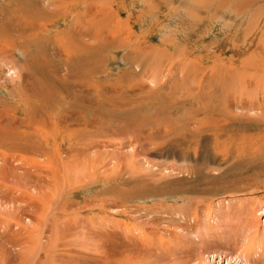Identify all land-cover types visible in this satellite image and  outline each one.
Returning a JSON list of instances; mask_svg holds the SVG:
<instances>
[{
    "label": "rangeland",
    "instance_id": "obj_1",
    "mask_svg": "<svg viewBox=\"0 0 264 264\" xmlns=\"http://www.w3.org/2000/svg\"><path fill=\"white\" fill-rule=\"evenodd\" d=\"M47 1L45 0V2ZM74 2L75 0L73 2L71 0L66 1V5H62L64 13L59 14L58 17H56L57 15H48L49 17L46 15L47 18L43 15L36 17L34 19L37 23L35 27L33 29L30 26L28 29L26 27L19 34L14 26L18 25L19 21L24 24V21H22L23 18L25 20L34 15L30 9L37 10L39 8L37 1L34 0L28 5V14L25 13L23 18L20 14V17L18 16L17 18L16 16L15 18L12 15V9L15 8V4L11 0H0V34L5 28L10 29L11 22L15 20V25L12 26L11 33L6 36L4 34L0 35V38L4 41L12 43L9 44L10 47L15 45L12 49L9 47L11 52L8 50L4 53V51L1 53H4V55L0 57V99H2L0 100V116L3 117L2 124L4 128L7 132L9 131V141L21 147H0V202L2 201L0 203V212H2V215L0 214V216H3L5 213L10 216L5 217V220L2 217L0 218V234H4L5 230L7 233L10 232V234H13L12 230H14L19 231L20 239L22 238L18 244H15L16 242H8L6 244L9 251L6 256L0 255L6 259L4 260L0 257V264H112L114 258L117 260L119 257V254H115V252L121 253L129 249V247L125 246V243L122 245L123 242H121L122 244L120 243L119 245V240L108 237L110 235L109 233L113 234V232H118L117 234L123 239L126 237L122 236L125 233L127 236L134 235L135 237L133 236L132 238H134L136 245L143 249L147 248L145 250H150L154 253L153 255L157 256L159 261H162L160 264H171L170 262L162 260L163 258L165 259V255L160 256L163 251H166L164 247L160 246L166 242L161 236L165 238H174L176 236L178 239L176 233L186 235V232L188 233L187 237H191L189 239H193L196 244L192 245L193 247H189V249L191 247L193 248V250H190L194 253L196 252L195 250H200L202 246L201 241L197 238H200V236H203V238L214 236L210 240L208 238V243L212 248L210 247L205 255L207 257L209 256L208 258L211 259V263L213 264H264V255L261 258L259 256L260 253L256 255L253 252L248 257L242 256L240 253V247L243 244L249 243V237L253 238L255 236V242H260L264 246V146H260L261 142L264 141V85H260L262 83L264 84V0H76L77 3ZM39 3L42 4V1H39ZM78 3L80 5H77ZM64 5L66 7H63ZM85 6H87L89 11ZM76 12L82 13V17H77L76 15L80 16V14H76ZM100 13L104 14L100 15ZM62 14H64L63 17L60 16ZM76 17L81 19L79 21L80 24H85L87 29L83 39L88 41L89 44L93 43L92 49L94 51L96 50L95 53L89 51L85 55L81 50L77 51L80 52L78 54L74 51L73 47H76L78 43L80 45L77 37L73 33L71 34L72 29L79 24ZM56 18H59L58 21ZM38 22L47 24L48 27H40L41 24ZM76 22L78 24L75 26ZM42 31L43 33H41ZM88 31L89 33H87ZM95 32L99 35H96ZM37 33L40 35V38L39 36L37 38L35 37ZM69 33L73 36L66 35ZM103 34L117 39L116 42H118L108 45L106 41H103ZM10 36L15 40L19 36L22 38V43L25 41L23 43V51H25L24 55H26V59L19 52V46L14 44L12 40L10 41ZM56 36L60 42L56 41ZM68 37L70 43L67 42L69 40ZM98 39L101 42H97ZM15 40L13 41L16 42ZM94 40L95 43L93 42ZM34 43L36 46L33 45ZM6 44L8 45V43ZM62 45L63 47H61ZM97 45L99 47H96ZM37 48L39 51L36 50ZM49 50L51 51L50 53ZM32 54L37 55H34L37 57L36 61L32 59ZM82 54H84V57L80 60L79 57L83 56ZM250 59L251 62H248ZM155 65H160L159 69L161 72ZM22 68L24 70L21 71ZM76 68H79L80 71L79 69L76 70ZM246 68L248 69L246 70ZM48 71L50 74L45 73L44 75V72ZM69 72L73 73L71 74L72 76ZM19 73L22 76L21 78L19 77L20 85L17 83ZM49 75H56L55 77L57 78L53 76L51 78ZM145 75L149 77V80L145 78L147 77ZM45 78L49 79L48 83L47 81L45 82ZM209 78L211 81H214L211 82ZM251 78L254 82H252ZM219 81H221L220 85L223 86L222 88H219ZM2 84H7L8 86ZM227 86H230L229 89L230 91L232 90L231 92L225 88ZM13 87L14 89H12ZM33 87L37 92H34ZM42 88L44 92L41 91ZM61 88L62 90H60ZM11 89L14 94L10 93ZM221 89L223 90V94L221 93L222 91L220 92ZM19 90H22V92ZM246 90L247 92L244 93ZM216 91L219 93L214 96ZM228 91L232 94H230L231 99L224 101L220 96L225 95V98H228ZM156 92L158 94H155ZM203 92L204 95L202 97L201 94ZM39 93L45 97L43 98ZM50 93L52 94L49 95ZM63 93L65 97L62 95ZM15 94L17 97H15ZM25 94L26 97L30 94H33L32 96L34 97L30 95L31 98H26L23 101ZM152 94L153 96H149ZM53 95L55 97L57 96V98L53 97ZM39 96L42 97V100ZM47 96L49 98L52 96L53 99L51 98L49 100ZM78 96H81V99ZM98 96L101 99L103 98V113L100 112V106L98 104L96 110L92 106L95 104ZM158 97L159 100L163 99L162 102L158 100ZM245 97L248 99H245ZM38 98H40L39 103H37ZM149 99L157 102L152 103ZM3 100L7 104H3ZM43 100L45 101L42 102ZM46 100L51 103L47 104ZM211 102H213V105ZM151 103L153 105L155 104V106L153 107ZM198 103L201 106H199L200 110L197 108ZM159 104L162 107H159ZM214 104L216 107L218 106V111L217 109L210 111L211 105L213 107L215 106ZM3 105L6 106V109L3 108ZM39 105L43 106V108ZM69 105L71 107H68ZM74 106L77 107L75 108ZM164 106H166L165 110ZM178 106H181V108ZM189 106H192L191 108L193 110ZM244 106L246 107L244 108ZM128 108L129 110H126ZM182 108L183 112L190 114V116L181 112ZM188 108H190L191 112ZM205 108L207 110L206 114H201V110L203 112ZM172 109H174L175 113H173L174 111ZM169 110H172L173 115ZM124 111L127 113H124ZM232 111L234 114H232ZM62 112L64 113L62 114ZM77 112L79 115H77ZM138 112H142V114ZM8 113L11 115H8ZM13 113L19 116L16 123H12L11 116ZM211 114L217 115L218 117L215 116L217 117L215 118ZM103 115L106 116L104 117ZM132 115H135L134 118ZM27 116L31 117L32 121L36 124L33 122L22 124V118ZM196 116L198 119H196ZM234 116L238 118L235 119ZM77 118H81V120ZM192 118L196 121L194 119L193 121ZM206 118H209V120L213 119L215 121L214 124H232L231 129H229L230 133L225 132L222 139H226L225 137L228 134L232 135L234 145H236L237 149L234 150L235 152L231 151V149H221L220 152L223 151L222 154L219 153L218 156H215V151H213L215 141L212 137L214 136L213 131L207 130L206 133L208 135L203 137L198 147H196L199 150L197 152L200 157L199 160L196 161L192 158V154H195V147L190 149L191 155L186 158L183 154V149L188 148L187 144L182 141V133L186 129L187 131H190L189 129L193 131L196 129L194 126H198L202 120L207 121ZM213 120L212 122H207L213 124ZM18 122H21V124ZM188 122L190 123L189 125ZM14 124L18 125L15 126ZM41 126L43 128L42 133L40 132ZM59 126L62 127L59 128ZM128 126L131 127L129 128ZM184 127L185 129H183ZM44 129L50 131V134L44 131ZM177 129L181 131L179 132ZM53 130L56 132V136L53 134ZM87 130L88 132L86 133ZM153 130H155L154 132L156 134ZM217 132L220 133V131ZM10 133L12 134L11 136ZM45 133L52 138L51 141L44 140L40 145L34 144L38 136L40 140L42 138L47 139L45 138ZM114 133L116 134L114 135ZM32 134L34 136L36 134L37 137L35 136L34 139ZM137 134L139 135L138 137ZM170 134H174V136ZM235 135H238L237 142H235ZM243 136H248L249 138L244 140ZM254 136L261 137V141L258 142L259 144L255 143L254 145L258 149L259 147L262 148L259 150L258 156L252 155L251 152L248 154L246 152L247 150L242 146L243 143L248 144L252 141L255 138ZM77 137L82 138L80 143L72 140V138ZM167 137H172L170 142H173L174 146H168ZM129 140L134 142V146H125L126 148L122 146L124 145L122 142H128ZM27 143H30L29 146ZM82 144L84 146H82L84 152L76 150ZM103 144L108 147L103 146ZM72 148L74 149L73 151ZM86 149L87 151L85 152ZM134 149H136V152H134ZM241 150H246V153L242 154L240 152ZM75 151L79 153L74 155ZM128 153L129 157L127 156ZM131 153L138 155L131 156ZM226 153L232 156L228 159H222L226 158ZM53 154H56V157ZM99 154L106 155L107 159H105L104 163L98 161L99 159L95 162L96 165L94 166L99 167L97 171L95 167L90 168V173L84 176L80 175L77 178L80 179L82 177L80 180H74V177L70 174L71 177L69 179L72 183L67 178L68 185L71 183V186L69 185L70 187L66 183L64 184L66 185L65 187L61 184L58 186L59 188H55V182H51V170L57 164L58 161L56 160L61 158L66 160L68 155H73L75 159H80V163L85 162L87 165L93 157ZM2 157L4 158L3 163L1 162ZM128 158H132L133 165L130 164L131 160L129 161ZM120 160H122L123 165H120ZM127 160L129 163H127ZM28 161L29 164H27ZM109 162L111 163L107 164ZM126 163L130 164L128 168L125 167L127 165ZM182 167L186 169L191 168V172L183 174V172H180V168ZM115 168L116 172L114 171ZM197 168H199V171L196 170ZM111 172L113 174L109 175ZM58 178L59 176H57V180ZM33 187L39 188V191L42 193L39 191L40 194L37 193V190L34 191L32 189ZM32 193L44 197L39 208L30 206L32 202L31 198H33ZM221 208L227 209L230 213L233 211V214L229 213L223 216L218 211ZM197 212L202 215V221L200 215L198 216L200 220L196 217L192 220ZM41 213L42 216L40 215ZM185 215H190V217H186ZM15 216L16 218L18 217L16 221ZM38 216L42 217L41 220L37 219ZM208 216L212 218L208 219ZM186 221H188V224H192V226L194 224L201 225V229H203L205 224L207 227L213 226L215 231L213 228L211 229L213 232L210 230L211 234H209L211 236L205 232L203 235L201 232L204 230H198V228L193 229L189 233L188 230H185V227L188 225ZM6 224L9 226H6ZM256 224L258 225V231H256ZM133 228L135 232L132 230ZM113 229H116V231ZM124 230L125 232L121 233ZM128 230L132 231L129 233ZM190 230H192L191 227ZM64 231L65 234H63ZM141 231L144 233H140L139 236L137 233ZM149 233L158 239L159 247L157 245V247L154 246L156 250L153 246H148V242L145 243L147 238H144V235H148ZM56 234L65 237V239L62 237L63 239L59 238L55 242L53 236ZM50 236L52 249L47 248L49 246L43 247L41 245L46 244L47 238ZM98 238L100 239L98 240ZM33 239L35 243H33ZM236 243H239L241 246L236 245ZM105 246H107V250L104 249L106 248ZM168 246L170 245L168 244ZM118 248L120 249L118 250ZM257 250L255 249L254 251L257 252ZM68 252L72 254V260H69L70 262H68ZM110 252H114V254L110 255ZM158 252L161 253L159 254ZM166 253L168 254V252ZM162 254H165V252ZM105 256L106 259H109L106 260ZM236 256H238L237 258L239 256L242 258L239 260ZM197 257L198 252L194 254V257L191 255L190 258L193 261L190 264H197L195 259Z\"/></svg>",
    "mask_w": 264,
    "mask_h": 264
},
{
    "label": "bare ground",
    "instance_id": "obj_2",
    "mask_svg": "<svg viewBox=\"0 0 264 264\" xmlns=\"http://www.w3.org/2000/svg\"><path fill=\"white\" fill-rule=\"evenodd\" d=\"M14 4H15V8L14 9H12L13 10V13H12V15H14L15 16V18H16V16H17V18H18V16H19V14L21 15V17L23 18L24 17V14L26 13V14H28L27 13V10H28V5L32 2V1H34V0H11ZM35 1H37V5H38V7L39 8H37V10H35V9H30L31 10V12H32V14H34L33 16H31V17H29V18H26L25 20H24V18L22 19V21H24V24H23V22H21V21H19L18 22V25H16V26H14L15 27V30L20 34V33H22L23 32V30L27 27V29H28V27L30 26V28H34L35 27V25L37 24L36 23V21L34 20L36 17H38V16H41V15H43L44 17H46V15H47V17H49V16H51V15H57L56 17H58L59 16V14H61V13H64V11H63V9H62V5L63 4H65V2L66 1H68V0H48L47 2H45V0H35ZM39 1H42V4L41 3H39ZM72 2H73V0H71ZM75 2H76V0H75ZM74 2V3H75ZM77 3V2H76ZM72 4V3H71ZM66 5V4H65ZM63 6V7H66V6ZM77 5H80L79 3L77 4ZM84 5V4H83ZM72 6V5H71ZM76 6V5H75ZM74 7V6H73ZM84 7V6H83ZM86 7V9H87V6H85ZM3 8V7H2ZM10 8H11V6H10ZM81 8H82V6H81ZM66 9V8H65ZM64 9V10H65ZM77 9V8H76ZM84 9V8H83ZM3 10V9H2ZM10 10V9H9ZM82 10V9H81ZM88 10V9H87ZM11 11V10H10ZM78 11V10H77ZM89 11V10H88ZM101 11H102V9H101ZM79 12V11H78ZM78 12H76V14L78 13ZM30 13V12H29ZM67 13H68V11H67ZM70 13V12H69ZM89 13V12H88ZM31 14V13H30ZM78 14H80V13H78ZM82 14V13H81ZM81 14H80V16L79 15H76L77 17H82L81 16ZM102 14H104V13H102ZM101 13H100V15H102ZM0 15H1V13H0ZM49 15V16H48ZM63 15L64 14H62V15H60V16H62L63 17ZM70 15H73V14H70ZM99 15V14H98ZM98 15H96V16H98ZM9 16V15H8ZM42 16V17H43ZM66 16V15H65ZM2 17V16H1ZM4 17H5V15H4ZM20 17V16H19ZM26 17V16H25ZM46 17V18H47ZM76 17V19L78 20V23L80 24V20L81 19H78ZM94 17V16H93ZM9 18V17H8ZM59 18H61V17H59ZM58 18V19H59ZM83 18H85V17H83ZM82 18V19H83ZM95 18V17H94ZM100 18V17H99ZM20 19V18H19ZM53 19H54V17H53ZM57 19V18H56ZM58 19H57V21H58ZM70 19H71V16H70ZM108 19V18H107ZM112 19V18H111ZM1 20V19H0ZM8 20V19H7ZM21 20V19H20ZM72 20H73V18H72ZM86 20H87V18H86ZM85 20V21H86ZM90 20H91V17H90ZM114 20V19H113ZM55 21V20H54ZM76 21V20H75ZM83 21V20H82ZM102 21H105V20H102ZM108 21V20H107ZM48 22V21H47ZM50 22V21H49ZM39 23V22H38ZM75 23V22H74ZM77 22H76V24H75V26L78 24ZM90 23V22H89ZM93 23V22H92ZM114 23V22H113ZM39 24H41V26L40 27H44V26H47L48 27V25L47 24H43V23H39ZM69 24V23H68ZM77 25L74 29H72V27H70L71 29H72V31H71V34L73 33L74 35H75V37H77V39H78V41L80 42V45H79V43H78V45L76 46V47H73L74 48V51H79V50H81V52H83L84 54L86 53V52H89V51H91V53L92 52H94L95 53V51L92 49L93 48V43H90L89 44V42L88 41H85L83 38H84V36H85V34H86V27H85V24L83 23V24H80V25ZM101 24V23H100ZM103 24V23H102ZM105 24V23H104ZM13 25H15V20L13 21V22H11V28L10 29H7V28H5L4 29V31L0 34V35H3L4 34V36H6L7 34H9V33H11V30L13 29ZM27 25V26H26ZM90 25V24H89ZM89 25H87V26H89ZM52 26H53V24H52ZM101 26H103V25H101ZM105 26V25H104ZM92 27V26H91ZM97 27V26H96ZM111 27V26H110ZM119 27V26H118ZM68 28V27H67ZM69 28V29H70ZM113 28V27H112ZM112 28H110V29H112ZM114 28H115V26H114ZM66 29V28H65ZM107 31H108V29L107 28H105ZM116 30V29H115ZM67 32H68V30H66ZM93 31V30H92ZM114 31V30H113ZM34 32V31H33ZM64 32V31H63ZM67 32H65V33H67ZM91 32V31H90ZM41 33H43V31L41 32ZM87 33H89V31L87 32ZM96 33V32H95ZM101 33V32H100ZM106 33V32H105ZM91 34H92V32H91ZM64 35V34H63ZM66 35H70V33L69 34H66ZM89 35V34H88ZM96 35H99V34H97L96 33ZM39 36V38H40V35L37 33L36 34V38ZM70 36H73V35H70ZM103 37L102 38H104L103 39V41L105 42L106 41V43L108 44V45H110V44H114L115 42H116V40L117 39H115V38H113V37H108V36H105L104 34L102 35ZM8 37V36H7ZM74 37V38H75ZM93 37V36H92ZM101 37V36H100ZM100 37H98V38H100ZM9 38H11L10 39V41L12 40V42L14 43V44H16V45H18L19 46V52H21V54H22V56L23 57H25L26 55H24L25 54V51H23L24 50V46H23V43L25 42H23L22 43V41H21V39L22 38H20L19 36H18V38H16V40L14 39V38H12L11 36L9 37ZM20 38V39H19ZM28 38V37H27ZM97 38V37H96ZM19 39V40H18ZM56 39H57V36H56ZM68 39H69V37H68ZM76 39V38H75ZM7 40V39H6ZM13 40H15L16 42H14ZM30 40V39H29ZM49 40V39H48ZM72 40V39H71ZM74 40V39H73ZM88 40H89V36H88ZM34 41V40H33ZM36 41H38V40H36ZM57 42H60V41H58V39L56 40ZM98 41H100V39H98L97 40V42ZM127 41V40H126ZM35 42V41H34ZM68 43H70V39L67 41ZM88 42V43H87ZM92 42V41H91ZM94 43H95V40L93 41ZM101 42V41H100ZM104 42H102V43H104ZM118 42V41H117ZM116 42V43H117ZM6 43H8V45L6 44ZM33 43V42H32ZM56 43V42H55ZM9 44H12V43H9V42H6V41H4L2 38H0V57L2 56V55H4V53H6L8 50H9ZM60 44V43H59ZM105 44V43H104ZM33 45H35L36 46V44L34 43ZM48 45V44H47ZM72 45V44H71ZM125 45V44H124ZM244 45V44H243ZM18 46H16V47H18ZM38 46V45H37ZM45 46H46V44H45ZM68 46V45H67ZM70 46V45H69ZM245 46V45H244ZM13 47H15V45L13 46ZM12 46L10 47L11 49L13 48ZM61 47H63V45L61 46ZM96 47H99L98 45L96 46ZM44 48H46V47H44ZM57 48L60 50V48L57 46ZM102 48V47H101ZM108 48V47H107ZM110 48V47H109ZM10 49V50H11ZM48 49V48H47ZM64 49V48H63ZM62 49V50H63ZM243 49V48H242ZM9 50V51H10ZM36 50H38V48L36 49ZM42 50V49H41ZM52 50V49H51ZM70 50V49H69ZM166 50V49H165ZM215 50V49H214ZM213 50V51H214ZM244 50V49H243ZM5 51V52H4ZM30 51V50H29ZM35 51V50H34ZM39 51V50H38ZM37 51V52H38ZM65 51V50H64ZM148 51V50H147ZM2 52H4L3 54H1ZM11 52V51H10ZM51 51L49 50V53H50ZM55 52V51H54ZM63 52V51H62ZM104 52V51H103ZM27 53V52H26ZM32 53V52H31ZM30 53V54H31ZM35 53H36V51H35ZM78 53H80V52H77V54ZM8 54V53H7ZM11 55H13L12 53H10ZM29 54V55H30ZM56 54H58L57 52H56ZM63 54V53H62ZM67 54H68V52H67ZM84 54H82L83 56H80L79 57V59L81 60V58H83L84 57ZM188 54V53H187ZM215 54V53H214ZM11 55H9V56H11ZM33 55V56H32ZM31 55V57H33L32 59L33 60H37V57H35V56H37V55H35V54H32ZM35 55V56H34ZM39 55V54H38ZM70 55V54H69ZM72 55V54H71ZM86 55V54H85ZM212 55V54H211ZM8 56V55H7ZM47 56V55H46ZM74 56V55H73ZM159 56V55H158ZM187 56V55H186ZM210 56V55H209ZM213 56V55H212ZM30 57V56H29ZM30 57V58H31ZM44 57H45V55H44ZM48 57V56H47ZM52 57V56H51ZM56 57V56H55ZM8 58V57H7ZM100 58V57H99ZM207 58H209V57H207ZM219 58V57H218ZM221 58V57H220ZM251 58V57H250ZM25 59H26V57H25ZM47 59V58H46ZM54 59V58H53ZM66 59H68V58H66ZM98 59V58H97ZM149 59V58H148ZM247 59V58H246ZM249 59V58H248ZM58 60V59H57ZM60 60V59H59ZM69 60V59H68ZM75 60V59H74ZM50 61H51V58H50ZM218 61V60H217ZM38 62H40V61H38ZM60 62H61V60H60ZM69 63H70V61H68ZM248 62H251V59H250V61L248 60ZM257 62H258V60H257ZM51 63H53V62H51ZM73 63L74 64H76L75 63V61H73ZM217 63V62H216ZM31 64V63H30ZM32 64H33V62H32ZM37 64H40V63H37ZM44 64H46V63H44ZM49 64H50V62H49ZM58 64V63H57ZM35 65V64H34ZM78 65V64H77ZM76 65V66H77ZM161 65V64H160ZM159 65V66H160ZM182 65H184V64H182ZM204 65V64H203ZM39 66V65H38ZM68 66V65H67ZM79 66V65H78ZM156 66V65H155ZM159 66H156V68L157 69H159L160 67ZM220 66V65H219ZM25 67V66H24ZM43 67V66H42ZM41 67V68H42ZM182 67H184V66H182ZM28 68H29V65H28ZM28 68H26L25 67V69H27L28 70ZM34 68V67H33ZM40 68V67H39ZM44 69H45V67H44ZM71 69V68H70ZM74 69V68H73ZM72 69V70H73ZM77 69H79V68H76V70ZM225 69V68H224ZM229 69H231L230 67H229ZM248 68H246V70H247ZM22 70H24L23 68L21 69V71ZM34 70V69H33ZM36 70V69H35ZM41 70V69H40ZM49 70V69H48ZM160 70V69H159ZM168 70V69H167ZM182 70H184V69H182ZM29 71V70H28ZM50 71V70H49ZM44 72V75H45V73H49L50 74V72ZM55 71V70H54ZM53 71V72H54ZM79 71H80V69H79ZM158 71V70H157ZM234 71V70H233ZM237 71H239V70H237ZM35 72V71H34ZM73 72V71H72ZM74 72H75V70H74ZM130 72V71H129ZM149 72V71H148ZM160 72H161V70H160ZM205 72V71H204ZM219 72V71H218ZM36 73V72H35ZM37 73H40V72H37ZM42 73V72H41ZM70 73V75L71 74H73V73H71V72H69ZM79 73V72H78ZM77 73V74H78ZM132 73V72H131ZM217 73V72H216ZM215 73V74H216ZM226 73V72H225ZM81 74H83L82 72H81ZM41 75H43V74H41ZM48 75V74H47ZM108 75V74H107ZM126 75V74H125ZM162 75V74H161ZM167 75V74H166ZM203 75V74H202ZM217 75V74H216ZM49 76H51V75H49ZM54 78H57V77H55L56 75H52ZM52 76H51V78H52ZM72 76V75H71ZM78 76V75H77ZM76 76V77H77ZM81 76H83V75H81ZM145 76H147V75H145ZM211 76H213V75H211ZM210 76V77H211ZM217 76H219V75H217ZM22 77L21 75H20V73L18 74V76H17V78H18V81H17V83L20 85L21 83H20V78ZM32 77V76H31ZM39 77H41V76H39ZM38 77V78H39ZM45 77V76H44ZM85 77V76H84ZM100 77V76H99ZM129 77V76H128ZM181 77H183V76H181ZM205 77V76H204ZM214 77V76H213ZM212 77V78H213ZM219 77H221V76H219ZM223 77V76H222ZM241 77V76H240ZM251 77V76H250ZM257 77V76H256ZM37 78V79H38ZM49 78V77H48ZM46 79L45 78V82L47 81V83H48V81H49V79ZM145 78H148V80H149V77L147 76V77H145ZM215 78V77H214ZM39 79H41V78H39ZM75 79V78H74ZM79 79V78H78ZM123 79V78H122ZM153 79V78H152ZM156 79V78H155ZM210 79V78H209ZM216 79H218V78H216ZM222 79H224V78H222ZM221 79V80H222ZM253 79H255V78H253ZM51 80V79H50ZM52 80H54V79H52ZM76 80V79H75ZM81 80H83V79H81ZM157 80V79H156ZM244 80V79H243ZM250 80V79H249ZM251 80H252V78H251ZM257 80V79H256ZM124 81V80H123ZM210 81H211V79H210ZM214 81V80H213ZM213 81H211V82H213ZM246 81V80H245ZM258 81V80H257ZM51 82V81H50ZM54 82V81H53ZM57 82V81H56ZM91 82H93V81H91ZM152 82H153V80H152ZM220 82L221 81H219L218 83V85H219V88H222L223 86H221L220 85ZM225 82H228V81H225ZM252 82H254V80H252ZM259 82V81H258ZM28 83V82H27ZM38 83V82H37ZM40 83H42V82H40ZM209 83V82H208ZM30 84V83H29ZM51 84V83H50ZM57 84H58V82H57ZM79 84H80V81H79ZM87 84H88V82H87ZM91 84H93V83H91ZM98 84V83H97ZM2 85H4V86H8L7 84H2ZM16 85V84H15ZM49 85V84H48ZM100 85V84H99ZM136 85V84H135ZM227 85V84H226ZM225 85V86H226ZM256 85V84H255ZM259 85V84H258ZM261 86L262 85H264L263 83L262 84H260ZM34 86H35V83H34ZM84 86V85H83ZM59 87H61V86H59ZM82 87V86H81ZM86 87V86H85ZM84 87V88H85ZM88 87H90V86H88ZM92 87L94 88V86L92 85ZM114 87V86H113ZM230 87V86H229ZM229 87L227 86V87H225L227 90L229 89ZM232 87V86H231ZM254 87H256V86H254ZM24 88V87H23ZM34 88V87H33ZM49 88V87H48ZM47 88V90H49ZM67 88V87H66ZM100 88H102V87H100ZM199 88V87H198ZM215 88V87H214ZM217 88V87H216ZM219 88H218V90H219ZM264 88V87H263ZM12 89H14V87L12 88ZM12 89L10 90V93L11 94H14V92L12 91ZM39 89V88H38ZM71 89V88H70ZM69 89V90H70ZM95 89V88H94ZM213 89V88H212ZM237 89V88H236ZM245 89V88H244ZM259 89V88H258ZM32 90V89H31ZM53 90V89H52ZM56 90H57V88H56ZM60 90H62V88L60 89ZM64 90V89H63ZM68 90V89H67ZM77 90H79V89H77ZM80 90H82V89H80ZM85 90H86V88H85ZM98 90V89H97ZM101 90V89H100ZM133 90V89H132ZM199 90V89H198ZM214 90V89H213ZM216 90V89H215ZM223 90H224V88H223ZM223 90L221 89L220 90V92L223 94ZM227 90H225V91H227ZM16 91V90H15ZM19 91H21L22 92V90H19ZM41 91H43V88H42V90ZM66 91V90H65ZM91 91V90H90ZM122 91V90H121ZM224 91V92H225ZM229 91H230V89H229ZM229 91H228V93H229ZM232 91V90H231ZM230 91V92H231ZM237 91V90H236ZM20 92V93H21ZM34 92H37V90L35 91V88H34ZM40 92V91H39ZM44 92V91H43ZM53 92H54V90H53ZM132 92H134V91H132ZM212 92H214V91H212ZM211 92V93H212ZM241 92H242V90H241ZM240 92V93H241ZM247 92V90L244 92V93H246ZM28 93V92H27ZM30 93H31V91H30ZM33 93V92H32ZM47 93H49V92H47ZM65 93V92H64ZM64 93L62 94V95H64ZM66 93H68V92H66ZM80 93H82V92H80ZM99 93H100V91H99ZM198 93V92H197ZM216 94H214V96L215 95H218V91H216L215 92ZM220 93V94H221ZM232 93H234V92H232ZM35 95H36V93H34ZM40 95H41V93H39ZM52 93H50L49 95H51ZM57 94H58V90H57ZM122 94H124V93H122ZM127 94V93H126ZM155 94H158L157 92L155 93ZM219 94V95H220ZM225 94V93H224ZM230 94L231 93H229V95L228 94H226V95H228L227 97L228 98H225L226 96L224 95H222V96H220L221 98H223V100L225 101V100H227V99H231L230 98ZM239 94V93H238ZM16 95V94H15ZM28 95V94H27ZM31 95V94H30ZM30 95H28L27 97H26V94L23 96V101L26 99V98H31L30 97ZM33 95V94H32ZM31 95V96H32ZM59 95H60V93H59ZM92 95H93V93H92ZM161 95V94H160ZM202 95H204V92L201 94V96ZM212 95V94H211ZM232 95V94H231ZM43 98L45 97L44 95H41ZM82 96V95H81ZM80 96V97H81ZM90 96V95H89ZM100 96V95H99ZM98 96V98H97V100H95V104H93L92 106H93V108L96 110V108H97V104L100 106V112L101 113H103V107H102V99H101V97H99ZM117 96V95H116ZM124 96V95H123ZM149 96H153V94L152 95H149ZM162 96H163V94H162ZM243 96V95H242ZM250 96V95H249ZM10 97H12L11 95H10ZM15 97H17V95L15 96ZM21 97V96H20ZM32 97H34V96H32ZM40 97V96H39ZM42 97H40L41 98V100H42ZM48 98H49V96H47ZM53 97H55L54 95H53ZM60 97H61V95H60ZM64 97H65V95H64ZM68 97V96H67ZM79 97V96H78ZM79 97V98H80ZM128 97V96H127ZM203 97V96H202ZM233 97V96H232ZM40 98H38L37 100H38V102L37 103H39V99ZM47 98V99H48ZM51 98H52V96H50V98H49V100H51ZM55 98H57V96L55 97ZM86 98V97H85ZM121 98V97H120ZM160 98H161V96H160ZM217 98H218V96H217ZM34 99V98H33ZM53 99V98H52ZM81 99V98H80ZM87 99V98H86ZM91 99V98H90ZM156 99H157V97H156ZM194 99V98H193ZM210 99V98H209ZM245 99H248V98H246L245 97ZM254 99V98H253ZM0 100H2V99H0ZM20 100V99H19ZM29 100V99H28ZM32 100V99H31ZM35 100H36V97H35ZM35 100H33L34 102H36ZM40 100V101H41ZM65 100V99H64ZM71 100V99H70ZM74 100H75V97H74ZM106 100V99H105ZM115 100V99H114ZM130 100V99H129ZM142 100V99H141ZM150 101H152L151 99H149ZM158 100H159V97H158ZM163 100V99H162ZM162 100L160 99L159 101L160 102H162ZM192 100V99H191ZM204 100V99H203ZM243 100V99H242ZM30 101V100H29ZM45 100H43L42 102H44ZM47 101V100H46ZM58 101V100H57ZM78 101V100H77ZM82 101H84V100H82ZM82 101H80V102H82ZM87 101V100H86ZM126 101V100H125ZM147 101V100H146ZM149 101V102H150ZM189 101V100H188ZM205 101V100H204ZM212 101H214V100H212ZM231 101H233V100H231ZM236 101V100H235ZM239 101V100H238ZM19 102V101H18ZM66 102H67V100H66ZM79 102V101H78ZM138 102H139V100H138ZM154 102H157V101H154ZM153 101H152V103H154ZM207 103H208V101H206ZM240 102V101H239ZM242 102V101H241ZM258 102V101H257ZM49 103H51V102H48L47 101V104H49ZM69 103V102H68ZM129 103V102H128ZM151 103V104H152ZM183 103H185V102H183ZM193 103V102H192ZM212 103V105H213V102H211ZM243 103V102H242ZM244 103H245V101H244ZM3 104H7L4 100H3ZM21 104H22V102H21ZM56 104V103H55ZM72 104V103H71ZM108 104H110V103H108ZM126 104V103H125ZM146 104V103H145ZM150 104V103H149ZM158 104V103H157ZM156 104V105H157ZM162 104V103H161ZM163 104H164V102H163ZM226 104V103H225ZM255 104H256V101H255ZM262 104V103H261ZM1 105V104H0ZM11 105V104H10ZM29 105H30V103H29ZM50 105H53V104H50ZM73 105V104H72ZM82 105H83V103H82ZM144 105V104H143ZM147 105V104H146ZM153 105V104H152ZM180 105V104H179ZM189 105V104H188ZM190 105H192L191 103H190ZM205 105V104H204ZM209 105V104H208ZM212 105H211V108H210V111H214V110H216L217 109V107H216V105L215 106H213L212 107ZM242 105V104H241ZM245 105V104H244ZM247 105V104H246ZM7 106H9V105H7ZM19 106V105H18ZM37 106V105H36ZM39 106H41V105H39ZM63 106H65V105H63ZM88 106H90V105H88ZM145 106V105H144ZM150 106V105H149ZM148 106V107H149ZM155 106V104L153 105V107ZM159 107H162L160 104L158 105ZM175 106V105H174ZM173 106V107H174ZM199 103H198V109L200 110V108H199ZM222 106V105H221ZM240 106V105H239ZM251 106V105H250ZM31 107V106H30ZM42 108H43V106H41ZM48 107V106H47ZM47 107H46V109H47ZM68 107H71L70 105L68 106ZM75 107V106H74ZM77 107V106H76ZM75 107V108H76ZM87 107V106H86ZM123 107V106H122ZM134 107V106H133ZM145 107H147V106H145ZM158 107V108H159ZM165 107L166 106H164V110H165ZM171 107V106H170ZM172 107V108H173ZM179 107V106H178ZM190 107V106H189ZM192 107V106H191ZM190 107V108H191ZM201 107V106H200ZM225 107V106H224ZM246 106H244V108H245ZM261 107V106H260ZM3 108H5L6 109V106L5 105H3ZM14 108H15V106H14ZM19 108V107H18ZM27 108V107H26ZM31 108H33V107H31ZM41 108V109H42ZM67 108V107H66ZM65 108V109H66ZM75 108H74V110H75ZM136 108V107H135ZM139 108V107H138ZM152 108V107H151ZM150 108V109H151ZM157 108V107H156ZM179 108H181V106L179 107ZM190 108H188L189 109V111H190ZM193 108H196V107H193ZM227 108V107H226ZM241 108V107H240ZM248 108V107H247ZM264 108V107H263ZM40 109V108H39ZM46 109H45V111H46ZM61 109V108H60ZM70 109V108H69ZM187 109V108H186ZM192 109V108H191ZM209 109V108H208ZM242 109V108H241ZM252 109V108H251ZM258 109V108H257ZM57 110V109H56ZM115 110V109H114ZM126 110H129V108L128 109H126ZM136 110H137V108H136ZM148 110V109H147ZM153 110V109H152ZM155 110V109H154ZM157 110V109H156ZM155 110V111H156ZM173 111H174V109H172ZM172 110H169L170 111V113H172L171 111ZM193 110V109H192ZM195 110H197V109H195ZM247 110V109H246ZM254 110H256V109H254ZM260 110V109H259ZM13 111V110H12ZM23 111V110H22ZM32 111H33V109H32ZM61 111V110H60ZM59 111V112H60ZM76 111V110H75ZM75 111H74V113H75ZM88 111H89V109H88ZM109 111V110H108ZM118 111V110H117ZM138 111H140V110H138ZM142 111V110H141ZM158 111V110H157ZM159 111H160V109H159ZM217 111H218V109H217ZM248 111V110H247ZM250 111V110H249ZM253 111V110H252ZM20 112V111H19ZM29 112H31L30 110H29ZM38 112H39V110H38ZM58 112V113H59ZM65 112H67V111H65ZM68 112H70V110H68ZM67 112V113H68ZM106 112V111H105ZM113 112V111H112ZM119 112V111H118ZM132 112V111H131ZM143 112V111H142ZM142 112H138V113H141L142 114ZM178 112V111H177ZM181 112H183V108H182V110H181ZM188 112V111H187ZM191 112V111H190ZM206 112H207V110H206V108L204 109V111L202 112V110H201V114H206ZM231 112V111H230ZM15 113V112H14ZM12 114V116H11V118H12V123H16L17 121H18V118H19V116L17 115V114ZM23 113V112H22ZM35 113V112H34ZM64 112H62V114H63ZM97 113V112H96ZM124 113H127V112H125L124 111ZM159 113V112H158ZM163 113V112H162ZM166 113V112H165ZM173 113H175V111L173 112ZM173 113H172V115H173ZM183 113H185V114H187L188 116H190V114H188V113H186V112H183ZM183 113H181V114H183ZM209 113V112H208ZM213 113V112H212ZM49 114V113H48ZM53 114V113H52ZM51 114V115H52ZM61 114V115H62ZM76 114V113H75ZM111 114V113H110ZM134 114V113H133ZM160 114V113H159ZM159 114H158V116H159ZM177 114V113H176ZM180 114V113H179ZM218 114V113H217ZM219 114H220V112H219ZM230 114V113H229ZM232 114H234L233 113V111H232ZM8 115H11V114H9L8 113ZM39 115V114H38ZM55 115V114H54ZM58 115V114H57ZM77 115H79V113L77 112ZM97 115H98V113H97ZM96 115V116H97ZM99 115H100V113H99ZM131 115V114H130ZM146 115V114H145ZM166 115H168V114H166ZM197 115V114H196ZM50 116V115H49ZM67 116V115H66ZM65 116V118H67ZM89 116H91L90 114H89ZM95 116V117H96ZM104 116V115H103ZM106 116V115H105ZM104 116V117H105ZM135 116V115H134ZM134 116L132 115V117L134 118ZM168 116H170V115H168ZM180 116V115H179ZM197 116H199V115H197ZM196 116V117H197ZM209 116H210V113H209ZM211 116H217V115H212L211 114ZM62 117V116H61ZM69 117V116H68ZM72 117V116H71ZM93 117H94V115H93ZM127 117V116H126ZM132 117H131V119H132ZM192 117V116H191ZM194 117V116H193ZM195 117V118H196ZM218 117V116H217ZM217 117H215V118H217ZM2 116H0V147L1 146H6V147H8V148H21V147H19V146H17V144H14V143H12V142H10L9 141V131L7 132L6 131V129L4 128V125L2 124ZM8 118V117H7ZM55 118V117H54ZM57 118V117H56ZM65 118H64V120H65ZM75 118V117H74ZM121 118H122V116H121ZM138 118V117H137ZM147 118H149V117H147ZM165 118H167V117H165ZM190 118V117H189ZM213 118V117H212ZM215 118H213L214 120H215ZM234 118H235V116H234ZM236 118H238V117H236ZM235 118V119H236ZM51 119V118H50ZM60 119V118H59ZM58 119V120H59ZM77 119H79V118H77ZM92 119V118H91ZM117 119V118H116ZM144 119H145V117H144ZM153 119V118H152ZM194 118H192V120H193ZM196 119H198V117L196 118ZM200 119V118H199ZM205 119V118H204ZM212 119V120H213ZM227 119V118H226ZM11 120V119H10ZM69 120V119H68ZM79 120H81V118L79 119ZM98 120V119H97ZM134 120V119H133ZM142 120V119H141ZM140 120V121H141ZM149 120V119H148ZM195 120V119H194ZM193 120V121H194ZM206 120L208 121L209 120V118L207 119L206 118ZM212 120L210 119L208 122H212ZM213 120V121H214ZM217 120V119H216ZM60 121V120H59ZM66 121V120H65ZM87 121V120H86ZM89 121V120H88ZM98 121H100V120H98ZM119 121V120H118ZM135 121V120H134ZM144 121V120H143ZM142 121V122H143ZM189 121V120H188ZM192 121V122H193ZM196 121V120H195ZM205 120H202V122L200 123L199 121V124H198V126H194V127H196V129H194L193 131H191V129H189L190 131H187V129H186V131H183V133H182V141L183 142H185L186 144H187V148L188 149H183V154H184V156L186 157V158H188L190 155H191V151H190V149L192 148V147H195L194 149V151H195V154H192L193 156H192V158H194V160H196V161H198L199 160V155L197 154V152L199 151L198 150V148H196V147H198V145L200 144V140L203 138V137H206L207 135H208V133H206V131L207 130H212L213 131V135L214 136H212L213 138H214V147H213V151H215V156H218V154L219 153H221L222 154V152H220L221 151V149L223 150V149H231V151H234V150H236L237 148H236V145H234V142H233V138H232V135H229V137H228V135L227 134H225V135H227V137H225L226 139H222V136H223V134L225 133V132H229V129H231L230 127L232 126V124H214L215 123V121L213 122V124L212 123H208L207 121H205ZM221 121V120H220ZM22 124H25V123H30V122H33V123H35L34 121H32V118L31 117H24V118H22ZM39 122V121H38ZM49 122H51V121H49ZM64 122V121H63ZM70 122V121H69ZM81 122V121H80ZM103 122V121H102ZM131 122V121H130ZM184 122H185V120H184ZM190 122V121H189ZM188 122V125L190 124ZM18 123H20L21 124V122H18ZM52 123H54V122H52ZM52 123H51V125H52ZM83 123H85V122H83ZM108 123V122H107ZM128 123V122H127ZM126 123V124H127ZM181 123H183V122H181ZM186 123H187V121H186ZM223 123V122H222ZM36 124V123H35ZM39 124H41V123H39ZM72 124V123H71ZM77 124V123H76ZM80 124V123H79ZM78 124V125H79ZM81 124H82V122H81ZM88 124H89V122H88ZM103 124L104 125H106L104 122H103ZM112 124V123H111ZM135 124V123H134ZM140 124V123H139ZM143 124V123H142ZM193 124V123H192ZM15 126L16 125H18V124H14ZM43 125V124H42ZM73 125V124H72ZM75 125V124H74ZM77 125V126H78ZM104 125H103V127H104ZM131 125V124H130ZM141 125V124H140ZM147 125V124H146ZM150 125V124H149ZM180 125V124H179ZM20 126V125H19ZM29 126H30V124H29ZM86 126H87V124H86ZM120 126H121V124H120ZM167 126V125H166ZM184 126V125H183ZM38 127V126H37ZM44 127H46V126H44ZM62 126H59V128H61ZM125 127V126H124ZM129 127V126H128ZM127 127V128H128ZM131 127V126H130ZM129 127V128H130ZM144 127V126H143ZM149 127V126H148ZM19 128V127H18ZM17 128V129H18ZM39 128V127H38ZM41 129V133L43 132L42 130H43V128H42V126L40 127ZM47 128V127H46ZM50 128H52V127H50ZM56 128H57V126H56ZM72 128V127H71ZM149 128H151V127H149ZM180 128V127H179ZM190 128V127H189ZM16 129V130H17ZM34 129H36V128H34ZM81 129V128H80ZM93 130H94V128H92ZM137 129V128H136ZM154 129V128H153ZM169 129V128H168ZM183 129H185V127L183 128ZM20 130V129H19ZM22 130V129H21ZM50 130V129H49ZM55 130V129H54ZM52 131L53 132V134L56 136V132L55 131ZM89 130V129H88ZM88 130L86 131V133L88 132ZM122 130V129H121ZM174 130V129H173ZM172 130V131H173ZM177 130H179V132L181 131L180 129H177ZM44 131H47L46 129H44ZM76 131V130H75ZM104 131V130H103ZM114 131H115V129H114ZM126 131V130H125ZM133 131V130H132ZM155 130H153V132H154ZM160 131V130H159ZM163 131V130H162ZM161 131V132H162ZM217 131H220V133H218ZM21 132V131H20ZM58 132V131H57ZM64 132V131H63ZM79 132V131H78ZM82 132V131H81ZM90 132V131H89ZM117 132V131H116ZM160 132V133H161ZM167 132V131H166ZM178 132V133H179ZM238 132V131H237ZM47 133L48 134H50V131H47ZM47 133H45L46 134V137L45 138H47V139H39V136H38V138L34 141V144H37V145H40L41 144V142L42 141H44V140H46V141H51V137H49V136H47ZM83 133H85V132H83ZM155 133V132H154ZM157 133H158V131H157ZM163 133H164V131H163ZM230 133V132H229ZM244 133V132H243ZM4 134H8V135H4ZM19 134V133H18ZM60 134V133H59ZM76 134V133H75ZM89 134V133H88ZM116 133H114V135H115ZM133 134V133H132ZM150 134V133H149ZM156 134V133H155ZM211 134V133H210ZM12 134L10 133V136H11ZM15 135H17V134H15ZM33 136H34V134H32ZM90 135V134H89ZM95 135V134H94ZM103 135V134H102ZM101 135V136H102ZM128 135V134H127ZM142 135V134H141ZM159 135V134H158ZM169 135V134H168ZM167 135V136H168ZM170 135H172V136H174V134H170ZM32 136V137H33ZM35 136H36V134H35ZM35 136H34V139H35ZM81 136H82V134H81ZM80 136V137H81ZM108 136V135H107ZM135 136V135H134ZM139 135L137 134V137H138ZM151 136V135H150ZM149 136V137H150ZM166 136V135H165ZM179 136V135H178ZM236 136V140H235V142H237L238 140H237V137H238V135H235ZM37 137V136H36ZM42 137V136H41ZM49 137V138H48ZM65 137V136H64ZM130 137V136H129ZM255 137V136H254ZM13 138V137H12ZM19 138H21V137H19ZM23 138V137H22ZM55 138V137H54ZM86 138H88V137H86ZM131 138V137H130ZM135 138V137H134ZM152 138V137H151ZM168 138V137H167ZM176 138V137H175ZM179 138V137H178ZM249 137L248 136H243V139L244 140H247ZM116 139V138H115ZM153 139V138H152ZM172 139V137H169L168 138V143L167 144H169L168 146H174V143L173 142H170V140ZM264 139V138H263ZM14 140H16V139H14ZM27 140V139H26ZM62 140V139H61ZM68 140V139H67ZM66 140V141H67ZM72 140L73 141H75L76 143H80L81 142V140H82V138H72ZM89 140V139H88ZM177 140V139H176ZM213 140V139H212ZM108 141V140H107ZM121 141V140H120ZM178 141V140H177ZM202 141V140H201ZM261 141V137H255L252 141H250L248 144L247 143H243L242 144V146H243V148L244 149H246V150H241L240 152H242V154L244 153H248V154H250V152L252 153V155H254V156H258V152H259V150H261L262 148H260L259 147V149L258 148H256V147H254V145H255V143L257 144L258 142H260ZM14 142V141H13ZM27 142V141H26ZM32 142V141H31ZM55 142V141H54ZM69 142V141H68ZM94 142V141H93ZM97 142H98V140H97ZM102 142V141H101ZM117 142V141H116ZM16 143H17V141H16ZM19 143V142H18ZM47 143H49V142H47ZM46 143V145L48 146V144ZM95 143V142H94ZM104 143V142H103ZM124 145H122V146H128L129 147V145H133L134 146V142L133 141H128V142H122ZM137 143V142H136ZM140 143V142H139ZM30 144V143H29ZM29 144L27 143V145L29 146ZM68 144H70V143H68ZM85 144V143H84ZM87 144H88V142H87ZM93 144V143H92ZM110 144H112V143H110ZM241 144V143H240ZM259 144V143H258ZM25 145V144H24ZM52 145V144H51ZM75 145V144H74ZM78 145V144H77ZM86 145V144H85ZM120 145H121V143H120ZM141 145V144H140ZM205 145V144H204ZM33 146V145H32ZM46 146V147H47ZM55 146V145H54ZM80 146V145H79ZM83 144L80 146V148H77L76 150H78V151H81V152H84V150H83ZM87 146V145H86ZM89 146V145H88ZM93 146V145H92ZM91 146V147H92ZM103 146H107V145H104L103 144ZM177 146V145H176ZM179 146V145H178ZM186 146V145H185ZM202 146V145H201ZM260 146H264V141H262L261 142V144H260ZM60 147V146H59ZM108 147V146H107ZM141 147H143V146H141ZM162 147V146H161ZM205 147V146H204ZM40 148H42V147H40ZM115 148H117V147H115ZM119 148V147H118ZM122 148V147H121ZM126 148V147H125ZM130 148H132V147H130ZM164 148V147H163ZM162 148V149H163ZM200 148V147H199ZM6 149V148H5ZM38 149V148H37ZM36 149V150H37ZM44 149V148H43ZM88 149V148H87ZM87 149L85 150V152L87 151ZM102 149V148H101ZM100 149V150H101ZM106 149V148H105ZM109 149V148H108ZM176 149V148H175ZM202 149V148H201ZM241 149V148H240ZM7 150V149H6ZM11 150V149H10ZM14 150V149H13ZM54 150V149H53ZM74 149L72 148V151H73ZM94 150V149H93ZM135 151L134 152H136V149H134ZM32 151V150H31ZM42 151V150H41ZM89 152H90V150H88ZM92 151V150H91ZM99 151V150H98ZM140 151V150H139ZM246 151V152H245ZM38 152V151H37ZM67 152V151H66ZM174 152V151H173ZM235 152V151H234ZM8 153V152H7ZM51 153V152H50ZM65 153V152H64ZM79 153V152H78ZM78 153H76V151L74 152V155L75 154H78ZM142 153V152H141ZM174 153H176V152H174ZM238 153V152H237ZM102 154H103V152H102ZM102 154H99V155H97L96 157H93V159H91V158H89V159H91L89 162H88V164L86 165L85 164V162H83V163H80V159L79 160H77V159H75V157L73 156V155H68V157H66V156H64V157H66V160L65 159H63V158H61V159H59V160H56V161H58L57 162V164L55 165V166H53L52 168V170H51V176H52V181L51 182H55V188L56 187H58L59 185H64V184H66L67 183V178H68V180H70L69 179V177H71L70 176V174L74 177V180H80V179H77V178H79L80 177V175L81 176H84V175H86V174H88V173H90V168H92V167H95L96 168V171L98 170V168L99 167H97V166H94V165H96L95 164V162L98 160V161H102L103 163L105 162V159H107L106 158V155H102ZM110 154V153H109ZM16 155V154H15ZM54 155V154H53ZM81 155V154H80ZM136 155H138V154H136ZM134 153H131V156H136ZM238 155V154H237ZM2 156V155H1ZM10 156V155H9ZM46 156V155H45ZM50 156V155H49ZM48 156V157H49ZM55 157H56V154L54 155ZM79 156V155H78ZM111 156V155H110ZM128 157H129V153H128V155H127ZM230 156H232V155H230ZM227 153H226V158H222V159H228L229 157H230ZM240 156V155H239ZM14 157V156H13ZM53 157V156H52ZM62 157V156H61ZM108 157V156H107ZM183 157V156H182ZM207 157V156H206ZM17 158V157H16ZM59 158H60V155H59ZM109 158V157H108ZM184 158V157H183ZM234 158V157H233ZM27 159V158H26ZM51 159V158H50ZM100 159H102V160H100ZM129 159V161L131 162L130 164L131 165H133V163H132V158H128ZM19 160V159H18ZM35 160V159H34ZM52 160H54L53 158H52ZM111 160V159H110ZM189 160V159H188ZM3 161H4V158L2 157V163H3ZM36 161V160H35ZM108 161V160H107ZM122 160H120L119 161V163H120V165L122 164L123 165V163L121 162ZM190 161V160H189ZM36 163V162H35ZM56 163V162H55ZM54 163V164H55ZM111 162H109V163H107V164H110ZM127 163H129L128 162V160H127ZM126 163V164H127ZM27 164H29V161L27 162ZM101 164V163H100ZM130 164H127L125 167L126 168H128L129 167V165ZM102 165V164H101ZM189 165V164H188ZM3 166V165H2ZM36 166V165H35ZM38 166V165H37ZM118 166H119V164H118ZM190 166V165H189ZM33 167V166H32ZM107 167H109V166H107ZM117 167V166H116ZM120 167V166H119ZM205 167V166H204ZM30 168H31V166H30ZM35 168V167H34ZM121 168V167H120ZM136 168V167H135ZM191 168H192V165H191ZM190 168V169H191ZM33 169V168H32ZM122 169H123V167H122ZM190 169H186V168H184V167H182V168H180V172H183V174L184 173H188V172H191V170ZM199 168H197L196 170H198ZM4 170V169H3ZM35 170V169H34ZM94 170V169H93ZM120 170V169H119ZM195 170V169H194ZM5 171V170H4ZM59 171V172H58ZM95 171V170H94ZM109 171V170H108ZM115 172H116V168H115V170H114ZM118 171V170H117ZM199 171V170H198ZM36 172V171H35ZM50 172V171H49ZM194 172V171H193ZM201 172V171H200ZM33 173V172H32ZM118 173V172H117ZM27 174V173H26ZM35 174V173H34ZM49 174V173H48ZM98 174V173H97ZM111 174H113V172H111V173H109V175H111ZM119 174H120V172H119ZM24 176H26V175H24ZM57 176H59V178H58V180H57ZM88 176V175H87ZM99 176V175H98ZM105 176V175H104ZM113 176V175H112ZM191 176H194V175H191ZM118 177V176H117ZM41 178V177H40ZM197 178V177H196ZM199 178H201V177H199ZM33 180V179H32ZM73 181V180H72ZM116 181V180H115ZM36 182V181H35ZM64 182V183H63ZM70 182H71V180H70ZM14 183V182H13ZM31 183V182H30ZM29 183V184H30ZM57 183H59V184H57ZM72 183V182H71ZM70 183V184H71ZM17 184V183H16ZM44 184V183H43ZM69 184V185H70ZM24 185V184H23ZM66 185H68V183L66 184ZM66 185H64V187L66 186ZM68 185V186H69ZM35 186V185H34ZM71 186V185H70ZM69 186V187H70ZM28 187V186H27ZM61 187V186H60ZM69 187H67V188H69ZM16 188H19V187H16ZM41 188V187H40ZM59 188V187H58ZM72 188V187H71ZM193 188V187H192ZM191 188V190H193ZM30 189V188H29ZM34 191L35 190H37L36 192L37 193H39L40 191V189L39 188H36V187H33L32 188ZM65 189V188H64ZM42 190V189H41ZM60 190V189H59ZM66 190V189H65ZM64 190V191H65ZM32 191V190H31ZM39 191V192H38ZM28 192H30V191H28ZM66 192V191H65ZM69 192V191H68ZM25 193V192H24ZM27 193V192H26ZM25 193V194H26ZM40 193H42V192H40ZM39 193V194H40ZM28 194V193H27ZM29 194H31V193H29ZM33 195H35V196H33L32 195V197L33 198H31L32 200V202L30 203V206H36L37 208H39V206H40V204H42L41 202H42V198L44 199V197L41 195V196H37L36 194H34V193H32ZM47 194V193H46ZM63 194V193H62ZM188 195V194H187ZM190 195V194H189ZM179 196H181V195H179ZM29 197H30V195H29ZM28 198V197H27ZM26 198V199H27ZM188 198H189V196H188ZM3 199V198H2ZM48 201V200H47ZM64 201H65V199H64ZM66 202H68V201H66ZM0 203H2V201L0 202ZM44 204V203H43ZM62 204H63V202H62ZM104 204V203H103ZM66 205V204H65ZM29 206V205H28ZM7 207V206H6ZM49 207V206H48ZM206 207V206H205ZM224 207V206H223ZM63 208V207H62ZM40 211V210H39ZM42 211V210H41ZM219 212H221V214H223V216L224 215H228L229 213H230V211H228L227 209H219L218 210ZM233 212V211H232ZM230 213V214H233V213ZM2 212H0V214H1ZM10 213H12V212H10ZM52 213V212H51ZM213 214V213H212ZM2 215V214H1ZM11 215V214H10ZM13 215V214H12ZM41 216H42V213L40 214ZM201 216V221H202V215L200 214V213H195V215H194V217H193V219L192 220H194V218L196 217L197 219H198V216ZM260 215V214H259ZM41 216H38L37 217V219H39V220H41ZM186 217H190V215H185ZM2 217V219H6L7 217H10L7 213H5L3 216H0V218ZM6 217V218H5ZM209 217V216H208ZM218 217V216H217ZM14 218H16V216L14 217ZM14 218H13V220H14ZM212 217H209L208 219H211ZM18 219V217L15 219V221ZM200 219H198V220H200ZM219 219V218H218ZM8 220V219H7ZM190 220V219H189ZM196 220V219H195ZM20 221V220H19ZM210 221V220H209ZM12 222V221H11ZM193 222V221H192ZM191 222V223H192ZM18 223V222H17ZM198 223V222H197ZM202 223V222H201ZM254 223V222H253ZM186 224H188V221H186ZM223 224V223H222ZM6 226H9V225H7L6 224ZM190 227L192 228V230H190ZM211 227V226H210ZM210 227H207L206 226V224H205V226H203V229H201V225H199V224H197V225H193L192 226V224H188L185 228V230H188V232L190 233V232H192L193 231V229H197L198 228V230H204L203 232H201L202 234L205 232L206 234H211V232H210V230L213 228V226L210 228ZM216 227H217V225H216ZM219 227V226H218ZM255 227H257V229H256V231H258L259 229H258V225L256 224L255 225ZM6 228H8V227H6ZM127 228H129V227H127ZM252 228V227H251ZM253 228H254V225H253ZM2 229V228H1ZM9 229V228H8ZM214 229V228H213ZM114 231H116V229H113ZM133 231H134V228L132 229ZM131 230V231H132ZM13 231V234L11 233L10 234V232H6V230H5V232H4V234H0V255H5L6 256V254H7V252L9 251V249L7 248V246H6V244L8 243V242H16L15 244H18V243H20L19 241L22 239H20V233H19V231H14V230H12ZM45 231V230H44ZM43 231V232H44ZM62 231V230H61ZM131 231H129L128 230V232L130 233ZM212 231V230H211ZM214 231H215V229H214ZM252 231H254V230H252ZM119 232H121V231H119ZM125 232V230L124 231H122L121 233H124ZM127 232V233H128ZM135 232V231H134ZM213 232V231H212ZM15 233V234H14ZM56 233V232H55ZM118 233V232H117ZM117 233H115V232H113V234L112 233H109L110 235L108 236V237H110L111 239L112 238H114L115 240L117 239V240H119L120 242L118 243L119 245H120V243L121 242H123V244L122 245H124V243H125V246H127V247H129V249L127 250V251H125V252H115V254H119V257H118V259L117 260H115V258H114V262L112 263V264H160V262H162V261H159L158 260V257L157 256H154L153 254L154 253H152L150 250H145V249H147V248H140V247H138L137 245H136V242L134 241V238H132L134 235H130V236H127V235H122V236H126L125 237V239H123L119 234H117ZM140 233H144L143 231H141V232H138L137 234H139V236H140ZM196 233V232H195ZM220 233V232H219ZM255 233V232H254ZM62 234V233H61ZM63 234H65V231H64V233ZM66 234H67V232H66ZM177 235H178V239L176 238V236L174 237V238H165L164 236H161V237H163V240L164 241H166L165 243H164V245H160V246H162V247H164L165 249L164 250H166V251H163L162 253H164L165 252V254H162L161 252V255L160 256H162V255H165L166 257H165V259L163 258L162 260L163 261H167V262H170L171 264H190L191 263V261H193L192 260V258H190V256L192 255V257H194V254H196L197 252H198V257L197 258H195L196 259V263L197 264H213V263H211V259L210 258H208L207 256H205L206 255V252L207 251H209V248L211 247V245L208 243L209 241H208V238H206V237H204L203 238V236H200V238H197V239H199L200 241H201V244H202V246L200 247L198 244V246L200 247V250L198 249V250H195L196 252L194 253L192 250H193V246L192 245H194L195 243H194V240L193 239H189V238H191V237H187V232H186V235L185 234H181V233H176ZM209 234V235H210ZM253 234V233H252ZM53 235V234H52ZM101 235H102V233H101ZM143 235V234H142ZM197 235H200V234H197ZM204 235V234H203ZM45 236V235H44ZM65 236V235H64ZM68 236V235H67ZM104 236H107V235H104ZM145 237L144 238H147L146 239V241H145V243H147V245L149 246V245H151V246H158L159 247V243H158V239L154 236V235H152V234H146V235H144ZM207 236V235H206ZM211 236V235H210ZM23 237V236H22ZM54 237V239H55V242H56V240H59V238H61V239H65V237H63V236H59V234H56L55 236H53ZM63 237V238H62ZM135 237V236H134ZM173 237V236H172ZM183 237V238H182ZM214 237V236H213ZM213 237H210V238H213ZM107 238V237H106ZM210 238H209V240H210ZM254 238H255V236L252 238V237H249L248 238V244H243L242 246L238 243H236V245H240L241 247H240V253L242 254V256H245V257H248V255H252L251 253H253L254 252V254L256 253V255L257 254H262V255H260L259 254V256H261V258H262V256L264 255V246L259 242H255V240H254ZM259 238V237H258ZM35 239V238H34ZM34 239L32 240L33 241V243H35V241H34ZM100 238H98V240H99ZM109 239V238H108ZM53 240V239H52ZM67 240V239H66ZM212 240V239H211ZM112 241V240H111ZM129 241V242H128ZM142 241V240H141ZM140 241V242H141ZM152 241V242H151ZM52 241H51V236L50 237H48L47 238V242H46V244H41L43 247H46V246H49V247H47V248H50V249H52L53 247L50 245V243H51ZM54 242V241H53ZM157 242V243H156ZM168 242H170V243H168ZM191 242H193V243H191ZM43 243V242H42ZM107 243H109L108 241H107ZM106 243V244H107ZM111 244H112V242H111ZM117 244V243H116ZM116 244H114V245H116ZM161 244V243H160ZM167 244V245H166ZM168 244L170 245V246H168ZM172 244V245H171ZM200 244V243H199ZM256 244H258V245H256ZM145 245V244H144ZM196 245V244H195ZM34 246V245H33ZM104 246V245H103ZM108 247L110 246V245H107ZM107 246H105L106 248H104V249H108L107 248ZM117 246V245H116ZM115 246V247H116ZM124 246V247H125ZM156 246V247H157ZM190 246H192L190 249H192V250H190L189 249V247ZM35 247H36V245H35ZM111 247V246H110ZM119 247V246H118ZM123 247V246H122ZM126 247V248H127ZM141 247H142V245H141ZM185 247V248H184ZM187 247V248H186ZM195 247H197V246H195ZM155 248V247H154ZM212 248V247H211ZM214 248V247H213ZM11 249V248H10ZM117 249V248H116ZM115 249V251H117ZM120 248H118V250H119ZM158 249V248H157ZM195 249V248H194ZM207 249V250H206ZM257 250V252L256 251H254V250ZM109 250H110V248H109ZM124 250H125V248H124ZM155 250H156V248H155ZM105 251V250H104ZM111 251V250H110ZM159 251V250H158ZM261 251V252H260ZM54 252V251H53ZM139 252V253H138ZM149 252V253H148ZM151 252V253H150ZM166 252H168V254L166 253ZM69 253V252H68ZM67 253V254H68ZM156 253V252H155ZM159 253V252H158ZM159 253V254H160ZM114 254V252H110V255H113ZM158 254V255H159ZM211 254V253H210ZM213 254V253H212ZM239 254V253H238ZM45 255H46V253H45ZM44 255V256H45ZM72 254H70L69 253V255H67V256H69V258H68V262H70L69 260H72V256H71ZM151 255V256H150ZM3 256H0V257H2V259H4V260H6ZM235 256V255H234ZM258 256V257H259ZM74 257V256H73ZM155 257V258H154ZM238 256H236V258H237ZM244 257V258H245ZM242 257L241 256H239V258H237V259H241ZM1 259V260H2ZM45 259V258H44ZM53 259V258H52ZM55 259V258H54ZM65 259H67V258H65ZM105 259H106V256H105ZM109 259V258H108ZM108 259H106V260H108ZM191 259V260H190ZM194 259V260H195ZM237 259H236V261H237ZM251 259V258H250ZM78 260H80V259H78ZM84 260V259H83ZM245 260L246 261H248V259L247 258H245ZM41 261V260H40ZM81 261V260H80ZM85 261V260H84ZM98 261V260H97ZM100 261V260H99ZM73 262V261H72ZM76 262H77V260H76ZM79 262V261H78ZM83 262V261H82ZM6 263H8V262H6ZM65 263V262H64ZM100 263V262H99ZM49 264V263H48ZM58 264V263H57ZM71 264V263H70ZM72 264H74V263H72Z\"/></svg>",
    "mask_w": 264,
    "mask_h": 264
}]
</instances>
